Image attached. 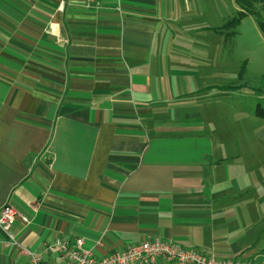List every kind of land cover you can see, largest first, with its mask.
<instances>
[{
	"label": "crops",
	"instance_id": "crops-1",
	"mask_svg": "<svg viewBox=\"0 0 264 264\" xmlns=\"http://www.w3.org/2000/svg\"><path fill=\"white\" fill-rule=\"evenodd\" d=\"M211 9L0 0V210L17 211L20 247L58 263V239L102 257L161 238L264 260V138L222 122ZM0 239V264H29Z\"/></svg>",
	"mask_w": 264,
	"mask_h": 264
},
{
	"label": "rangeland",
	"instance_id": "rangeland-1",
	"mask_svg": "<svg viewBox=\"0 0 264 264\" xmlns=\"http://www.w3.org/2000/svg\"><path fill=\"white\" fill-rule=\"evenodd\" d=\"M208 1L212 6L211 18L207 19L209 24L221 27L237 16L235 0ZM223 31L225 34L227 32L224 37L225 45L217 44L221 48L219 57L225 53L228 59L227 65L218 67L225 68V71L227 69L217 81V84L227 86L223 92H228L222 101L220 97L218 101V107L222 108L221 117L225 120L222 119V122L226 123L227 133L235 135V138H252L254 135L264 138V119L256 116L258 104L262 103L264 106V36L251 16L243 19L236 28ZM220 39L219 37L218 42ZM245 148L242 147L244 155L247 154ZM257 149L264 157V146Z\"/></svg>",
	"mask_w": 264,
	"mask_h": 264
},
{
	"label": "built area",
	"instance_id": "built-area-1",
	"mask_svg": "<svg viewBox=\"0 0 264 264\" xmlns=\"http://www.w3.org/2000/svg\"><path fill=\"white\" fill-rule=\"evenodd\" d=\"M16 216L17 211L12 205L4 206L0 210V228L7 235L6 245L16 246L22 253L29 256V264H158L159 262L175 264H264V260L217 258L198 248L181 246L173 240L161 238H150L139 243L129 244L125 248L97 257L91 249L85 246V241L81 237L73 240L58 239L50 245L49 249L51 251L57 250L60 257L58 263H50L20 247L17 238L11 231Z\"/></svg>",
	"mask_w": 264,
	"mask_h": 264
},
{
	"label": "trees",
	"instance_id": "trees-1",
	"mask_svg": "<svg viewBox=\"0 0 264 264\" xmlns=\"http://www.w3.org/2000/svg\"><path fill=\"white\" fill-rule=\"evenodd\" d=\"M238 12L237 16L228 20L223 29L236 28L246 17H253L257 23L258 28L264 36V0H235ZM235 32L232 33L234 35ZM242 70L241 76L243 77ZM256 116L264 119V106L259 103L256 109Z\"/></svg>",
	"mask_w": 264,
	"mask_h": 264
}]
</instances>
